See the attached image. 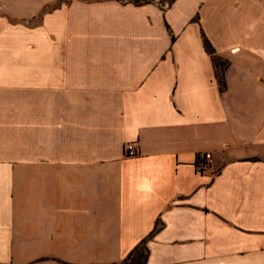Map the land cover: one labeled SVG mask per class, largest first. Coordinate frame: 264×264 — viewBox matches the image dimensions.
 <instances>
[{"label":"crops","instance_id":"crops-1","mask_svg":"<svg viewBox=\"0 0 264 264\" xmlns=\"http://www.w3.org/2000/svg\"><path fill=\"white\" fill-rule=\"evenodd\" d=\"M136 247L264 264V0H0V264Z\"/></svg>","mask_w":264,"mask_h":264},{"label":"trees","instance_id":"trees-1","mask_svg":"<svg viewBox=\"0 0 264 264\" xmlns=\"http://www.w3.org/2000/svg\"><path fill=\"white\" fill-rule=\"evenodd\" d=\"M203 44L206 51L210 54L215 67V77L217 78L219 89H224V75L223 72L226 68L227 62L215 54V50L206 38H203ZM145 253L142 247H136L128 256L119 263L111 264H143Z\"/></svg>","mask_w":264,"mask_h":264},{"label":"built area","instance_id":"built-area-1","mask_svg":"<svg viewBox=\"0 0 264 264\" xmlns=\"http://www.w3.org/2000/svg\"><path fill=\"white\" fill-rule=\"evenodd\" d=\"M138 148H137V144L135 142H128L123 146V153L125 156H135L138 154ZM209 153H205L204 157L208 158L209 157Z\"/></svg>","mask_w":264,"mask_h":264}]
</instances>
